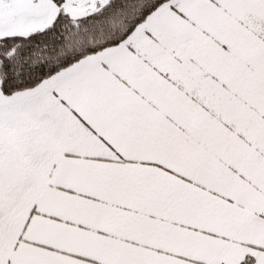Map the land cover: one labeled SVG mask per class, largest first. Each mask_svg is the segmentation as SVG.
<instances>
[{
  "label": "snow or ice",
  "instance_id": "snow-or-ice-1",
  "mask_svg": "<svg viewBox=\"0 0 264 264\" xmlns=\"http://www.w3.org/2000/svg\"><path fill=\"white\" fill-rule=\"evenodd\" d=\"M0 264H264V0H0Z\"/></svg>",
  "mask_w": 264,
  "mask_h": 264
}]
</instances>
